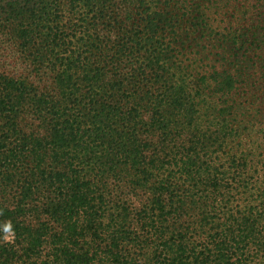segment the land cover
<instances>
[{"label":"trees","instance_id":"trees-1","mask_svg":"<svg viewBox=\"0 0 264 264\" xmlns=\"http://www.w3.org/2000/svg\"><path fill=\"white\" fill-rule=\"evenodd\" d=\"M0 264H264V0H0Z\"/></svg>","mask_w":264,"mask_h":264},{"label":"clouds","instance_id":"clouds-1","mask_svg":"<svg viewBox=\"0 0 264 264\" xmlns=\"http://www.w3.org/2000/svg\"><path fill=\"white\" fill-rule=\"evenodd\" d=\"M10 230H11V226L8 225V226L6 227V229H5V231H6V232H10ZM5 239H6V240L9 239V237H8V236H5Z\"/></svg>","mask_w":264,"mask_h":264}]
</instances>
